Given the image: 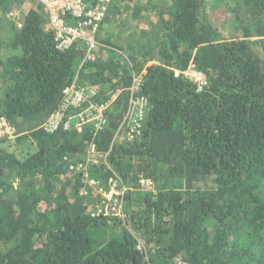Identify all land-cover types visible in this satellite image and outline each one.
<instances>
[{"label":"trees","instance_id":"obj_1","mask_svg":"<svg viewBox=\"0 0 264 264\" xmlns=\"http://www.w3.org/2000/svg\"><path fill=\"white\" fill-rule=\"evenodd\" d=\"M156 1L112 0L104 22L115 36L98 35L90 61L80 42L54 47L42 5L30 0L17 22L9 13L25 0H0V116L16 130L0 139V264H264V0H224L228 36L206 0ZM129 5L146 21L124 40L110 20ZM191 64L205 74L202 89L185 75ZM73 82L98 99L119 90L107 124L45 131ZM140 95V133L120 141ZM90 142L104 156L88 175L120 177L125 217H92L82 177L69 171ZM140 175L154 189H141Z\"/></svg>","mask_w":264,"mask_h":264},{"label":"built area","instance_id":"obj_2","mask_svg":"<svg viewBox=\"0 0 264 264\" xmlns=\"http://www.w3.org/2000/svg\"><path fill=\"white\" fill-rule=\"evenodd\" d=\"M44 7L47 13L48 24L53 31L54 47L59 51L69 50L75 42H80L84 48L85 58L94 61L97 58L98 35L112 0H32ZM10 16L18 20L17 11H11ZM185 75L202 89L206 84L205 74L195 64H191ZM132 89L140 88L141 74L133 75ZM119 90L109 93L105 98H96L97 91L90 84L73 82L62 90V98L55 111L43 123L47 132H54L59 128L82 132L86 127L93 131L102 130L107 124L105 110L112 103ZM147 100L144 96H133L130 99L129 109L121 124L118 139H133L140 133L142 111ZM15 128L0 116V139L14 136ZM94 142L87 145V154L84 160L71 163L69 171L82 177L83 184L80 194L88 197L92 205L90 215H114L125 217L124 195L127 186L121 183L120 177L111 176L107 184L101 183L88 175V167L94 164L104 154L96 148ZM141 189H154V182L140 175L137 179ZM137 248L144 252L145 247L138 241ZM175 264H188L176 260Z\"/></svg>","mask_w":264,"mask_h":264},{"label":"rangeland","instance_id":"obj_3","mask_svg":"<svg viewBox=\"0 0 264 264\" xmlns=\"http://www.w3.org/2000/svg\"><path fill=\"white\" fill-rule=\"evenodd\" d=\"M29 1L30 0H25V4L23 5V7L21 9H19L20 10L19 18L22 17L21 15H22L23 11H25L27 9V5L29 4ZM152 2L157 3L156 0H152ZM137 3H140L141 5L142 4L145 5L147 3V0H137ZM146 5L151 6V5H155V4H153V3L149 4L148 3ZM225 8L226 7H225V1L224 0H206L205 1V11H206L208 20L210 22L218 25L220 27L222 33L225 36H228V35L233 34L234 30H233L231 21L228 19L230 14H229V12H227L225 10ZM131 11H132V6L129 5V7L127 6L126 8H124L122 16H118L119 17L118 19L112 18L110 20V24H112V30H114L113 28L117 26V29L114 30L113 32H115L116 36L120 37V39L124 38V40H127V37L129 36V35H127V33H129V32L132 33V35H130L128 37V39L135 38V36H136L135 31L136 30L138 31V29L134 25L138 22L143 23L144 21H146L145 19H143L140 16L136 17V20H135V18L131 14ZM15 21H17V20L15 19ZM107 26H108V23H106V24L104 23L103 26L101 27V31L99 33V37L102 36V37L106 38V40H105L106 42L112 40L113 37L115 36V34L113 35L112 32H109V30H107ZM119 45H120V49L124 52L125 55H127V53L131 49V46L129 44H127L126 41H125V43H121ZM131 45H133V42H131ZM100 53L102 55H107L108 51H107V49L104 48V49L100 50ZM119 140L121 141L122 138L119 137ZM101 159L102 158H99L96 163H98Z\"/></svg>","mask_w":264,"mask_h":264},{"label":"crops","instance_id":"obj_4","mask_svg":"<svg viewBox=\"0 0 264 264\" xmlns=\"http://www.w3.org/2000/svg\"><path fill=\"white\" fill-rule=\"evenodd\" d=\"M104 23H105V22H104ZM104 23H103V24H104Z\"/></svg>","mask_w":264,"mask_h":264}]
</instances>
